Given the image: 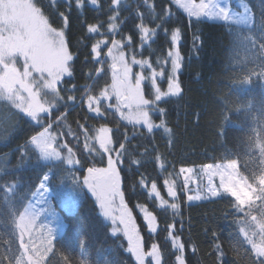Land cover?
<instances>
[{
  "label": "trees",
  "instance_id": "1",
  "mask_svg": "<svg viewBox=\"0 0 264 264\" xmlns=\"http://www.w3.org/2000/svg\"><path fill=\"white\" fill-rule=\"evenodd\" d=\"M243 1L252 14L247 26L189 17L172 0H148L151 9L145 0H121L113 37L108 32L113 15L111 0H98L96 6L84 0L83 8H77L75 0H33L52 28L64 30L74 55L73 77L62 78L55 106L38 120L0 99V264H27L18 216L47 173L49 204L32 231V242L44 240L42 264H137L127 251L125 238L111 233L82 182L88 168L107 166L108 156L95 139L102 126L111 130L114 149L125 144L120 165L124 203L145 247L157 245L160 264H178L176 256L180 252L173 247L169 224L183 245L184 264H256L258 258L240 229L255 231L253 239L259 241V229L246 213L259 219L264 212L261 200H255L251 208L245 205L244 211L237 210L235 199L227 193L188 202L179 177L182 166L232 161L257 188L254 178L264 175V0ZM231 5L235 7V3ZM61 13L68 17L67 27ZM138 13L146 18L141 19ZM161 18L163 24L157 35L141 46L136 25L143 22L154 28L161 24ZM89 24L98 25L100 33H88ZM173 29L180 30L177 49L181 68L176 77L182 91L158 102V107L165 110L163 117L152 113L156 124L165 121L168 132L157 128L149 134L143 126L121 120L102 97L99 106L103 115L89 111L88 95L100 97L111 82L105 51L112 38L124 39L127 56L133 58L135 53V58L147 59L156 70L161 69L164 77L157 84L163 88ZM101 39H107V44L101 45V56L94 59L91 45ZM143 88L146 98H154L148 79ZM70 95L73 100H68ZM50 123L71 149L74 165L42 160L29 143ZM169 180L175 186V199L167 191L165 181ZM153 182L167 205H160L150 194ZM172 203L179 205L178 210L170 207ZM142 208L156 217L155 232L148 230ZM50 209L55 216L49 214ZM55 230L57 234L51 237L50 232L54 234Z\"/></svg>",
  "mask_w": 264,
  "mask_h": 264
},
{
  "label": "snow or ice",
  "instance_id": "2",
  "mask_svg": "<svg viewBox=\"0 0 264 264\" xmlns=\"http://www.w3.org/2000/svg\"><path fill=\"white\" fill-rule=\"evenodd\" d=\"M98 0H90L91 5L96 6ZM180 8H182L189 17L207 16L213 19L217 16L211 8V0L205 2L201 0L199 4L188 0H173ZM77 8L84 7V0H75ZM113 15L109 17L108 32L113 37L118 28L117 20L119 17L118 6L121 0H111ZM145 5L149 9L152 5L145 0ZM68 8L71 9V3ZM149 15H152L149 12ZM64 17V25H68V17L65 13H61ZM138 16L144 19L143 14ZM153 19L156 16L153 15ZM163 24L152 28L145 23L136 25V29L140 34L141 46L148 43L157 35L158 29ZM88 33H100V27L96 24L87 26ZM171 50L168 57L171 58V73L168 76L167 91H161L157 86L156 77L162 76L163 72L152 69V65L147 59H136L135 53L131 62L126 60L125 53L122 50L125 45L124 39H111V44L107 48L106 56L110 58L109 67L112 70L111 84L106 85L102 90L100 97L88 95L87 103L89 111L95 112L97 115H103L100 108L101 97L105 100L114 97L115 105L109 104V108H115L120 113L122 120L128 121L133 126L142 125L147 132L151 134L157 128H163L165 132L169 129L165 127V121L160 120L159 124H155L152 119V113L158 112L161 117L165 115V110L158 107V102L164 97L178 96L182 89L176 73L181 68V56L177 49V43L180 40V30L173 29L171 32ZM128 45L132 43L131 36L127 37ZM107 44V39H101L91 45V54L94 59L101 56V45ZM17 58L23 61V70L17 67ZM99 62V61H97ZM74 55L69 50V46L65 40L64 30L57 31L49 25L48 19L45 17L39 7L33 3V0H0V99L9 101L15 108L24 112L32 120H38L39 114L47 112L52 105L47 100H42L40 95L41 89H47L55 97L59 98L57 85L61 83L63 77H73ZM133 65H139L141 71L133 72ZM147 67L151 71V86L154 89V98H146L143 84L147 80L143 69ZM100 69L97 72L100 73ZM39 77V81L33 78V74ZM37 85V87H34ZM27 93V97L21 93ZM68 100H73V96H68ZM127 109V112L123 111ZM48 129L33 136L30 144L38 150L39 156L44 159L60 160L61 154L54 147L53 137L48 133ZM110 129L101 127L97 130L95 137L100 149L108 156L106 168H88L89 175L84 178V184L96 197L102 215L108 218L115 225L119 221L121 227L113 228V235L119 231H123L128 241L127 251L136 259L137 264H145V255L150 256L154 264H160V254L156 244L151 245V251L145 254L141 237L136 229L134 220L130 211L124 203V195L120 189L121 172L120 165L126 151L125 144L120 143L118 149L112 147V137L109 135ZM127 139V137H126ZM66 147V146H65ZM71 152V149H69ZM115 152V156L112 153ZM157 161L160 157L157 156ZM68 164L76 163L71 158L65 161ZM139 163V161H133ZM163 167V164L160 165ZM204 174L208 177V186L203 192L197 190L196 195H188V201H199L207 199L209 196L216 197L220 195V190L213 184L212 177H218L221 182V189L235 199V207L238 211H244V206L249 208L259 199L264 206V175L254 178L259 187L249 182V178L242 176L237 169L235 161L228 162L221 166L219 164H206L203 166ZM181 173H189L184 176L187 188L188 181L191 179V169H180ZM50 177L45 174L39 184V187L45 186V181ZM194 182V181H193ZM144 184L143 177L140 181ZM169 196L176 198V190L174 184L165 181ZM150 194H154L161 205H167L168 201L164 200L160 192L157 190L155 182L151 184ZM66 206V205H65ZM68 207V206H66ZM170 207L178 210L179 205L172 203ZM145 221L150 232L156 231V217L146 208H142ZM49 214L55 216L53 209L49 210ZM251 220L256 223L259 229V241L253 239L256 235L255 231L242 227L240 232L244 235L245 240L251 245L252 251L258 258L256 264H264V212L258 219L251 216V212L246 213ZM173 225H168L169 236L172 238L173 247L176 248L180 255L176 256L178 264H184L183 245L179 242V237L175 236L172 231ZM43 241L37 240L32 242L31 246L35 254L33 264H40L44 259Z\"/></svg>",
  "mask_w": 264,
  "mask_h": 264
},
{
  "label": "rangeland",
  "instance_id": "3",
  "mask_svg": "<svg viewBox=\"0 0 264 264\" xmlns=\"http://www.w3.org/2000/svg\"><path fill=\"white\" fill-rule=\"evenodd\" d=\"M233 1L236 2L237 9H234V8H232L230 6V2H233ZM172 2H173V0H172ZM183 2L187 3L188 0H183ZM192 2L196 3V4H199L201 2V0H192ZM205 2H208V0H205ZM211 2L212 3H211L210 6H211L212 10L217 13V16L215 18H213V19H209L207 16H200L199 18H204L205 17V19H208V20L235 22V23H239V24H243V25H249L252 22L251 11H250L248 5L243 0H211ZM175 5L187 15V13L182 8H180L177 4H175ZM122 50L124 51L123 48H122ZM106 53H107V50L105 51V56H106ZM124 53H125L126 60L131 62L132 57L131 56H127L126 51H124ZM106 59L108 61L109 72H111L110 75L112 77V70L109 67V65L111 64V60L107 56H106ZM166 59L168 61V69H167L168 73H167V76H166L165 85H164L163 88H160V86L157 84V86L161 89V91H167L168 76H169V74L171 73V70H172V68H171V58L168 57V53H167V58ZM16 63H17V67L22 71L23 70V61L20 60L19 58H17V62ZM162 64H165V61ZM132 67H133V72L141 71V69L139 68V65H137L138 69L135 68L134 66H132ZM152 69L156 70V68H154L153 66H152ZM152 69H147V70H145V72L143 71L145 76L149 80L150 84H151V71H152ZM156 71L160 72L161 69H158ZM163 77H164L163 75L156 77V83H157V80H160ZM33 78H35L38 81V84L42 83L41 81H39V77L35 73L33 74ZM110 84H111V82H110ZM59 86L60 85H57V91L58 92H60ZM34 87H37V85H34ZM21 95L27 97V93L22 92ZM40 95H41V99L42 100H47L52 105V107L55 106V103H56L58 98L55 97L53 94H51L47 89H41L40 90ZM105 101L108 102V104H112V105H115V103H116L114 97H111V98H109V99H107ZM52 107H49V109H51ZM112 109L115 110V112L120 117V113L117 112L114 107ZM123 111L127 112V109H123ZM41 115H42V113L39 114V118L40 119H41ZM123 121L128 123V121H126V120H123ZM51 123L48 124V126L43 128L40 132H38L37 134H35L33 136H38V134L44 132L45 129H48L49 131H48V133H46V135L50 134L53 137V139H54V147L61 154L60 161L66 163L65 161L68 158H71V159H73L75 161V158H74L72 152H69L70 148L68 147V145L61 138H59L58 134L54 130L51 129ZM138 126H142V125H138ZM42 160H44V159H42ZM45 161H54V160L53 159H48V160H45ZM226 163H228V162H211V163H206V164H212V165L219 164V165L223 166ZM66 164H68V163H66ZM74 164L75 163L68 164V165H74ZM206 164H202V165H198V166H191V165L190 166H182V167L179 168V174H180L179 177H180L181 183H182L181 185H183V188H184V190L186 192V196L187 197H188V195H196L197 194V190H199L200 192H203L204 189L207 188V186H208V177L204 174V169H203V166L206 165ZM181 168L191 169V174H190L191 179L188 181L187 188L184 187V185H185L184 176L185 175H189V173H187V172L181 173V171H180ZM47 175H48V173H47ZM88 175H89L88 172H86L84 174L83 179H82L83 184H84V178L86 176H88ZM212 181H213V184L217 187V189L220 190V195L223 194L224 192L221 189V182L219 181L218 177L213 176L212 177ZM168 182L173 184V181H171V180H169ZM40 183H41V181L39 182V184ZM44 183H45V186L43 188L39 187V184H38L36 190L33 192L31 198L29 199V201L26 202L27 203L26 206L21 211V213H19V216H18V221H17L18 222V230H19V233H20L19 234L20 235V239L22 241V246H23V251H24V260L26 261L27 264H33V260L35 258V254H34L33 250L31 249V245H30L32 243V239H33L32 231L36 227L35 225H36V222H37L39 216L44 211H46V208H47V206L49 204L48 201H49V198H50V193H49V190L47 188L46 181ZM85 187L88 189V191L93 196L94 200L96 201V203L98 205V210L102 214V210L99 207V204L97 202L96 197L93 195V193L89 190V188L86 185H85ZM220 195H218V196H220ZM218 196H216V197H218ZM208 198H215V197L209 196ZM187 201H188V199H187ZM188 202H197V201H188ZM128 211H129V209H128ZM103 218L108 222L111 233H113V228L121 227L119 225V221L118 220L116 221V224L114 225L110 219L105 218L104 216H103ZM132 219H133V216H132ZM134 222H135V225H136V229L139 232V230L137 228L136 221L134 220ZM147 227H148V225H147ZM148 230H149V227H148ZM55 231L56 232L54 234H53V232H50V234L52 235L51 237H53V236H55L57 234L58 230H55ZM116 234H121L125 238L126 243H127V248H128V241H127L126 237L124 236L123 231H119ZM139 235L141 237V243H142L143 250H144L145 254H147L148 252H150L152 250L151 249V245L154 244V243H151L149 246L145 247L140 232H139ZM42 241H44V240H42ZM40 264H42L41 261H40ZM145 264H154V262H153V260H152V258L150 256L145 255Z\"/></svg>",
  "mask_w": 264,
  "mask_h": 264
}]
</instances>
